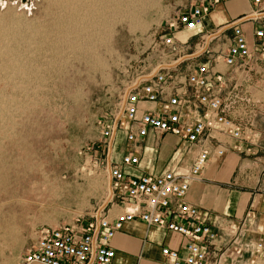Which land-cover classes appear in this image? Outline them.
Wrapping results in <instances>:
<instances>
[{
    "label": "built area",
    "instance_id": "2783aa9c",
    "mask_svg": "<svg viewBox=\"0 0 264 264\" xmlns=\"http://www.w3.org/2000/svg\"><path fill=\"white\" fill-rule=\"evenodd\" d=\"M235 0H192L151 41L136 70L124 79L117 110L100 123L106 145L124 134L127 151L109 164L107 195L73 223L34 232L17 264H113V238L140 222L178 236L180 247L159 250L165 264H227L228 255H249L264 264V238L241 246L240 227L228 241L185 198L202 171L226 155L253 154L264 114V0H241L246 9L214 26L209 14ZM152 133L176 137L200 149L188 170L136 175L140 144ZM112 145V144H111ZM110 145V146H111ZM264 175V172L263 174ZM259 192V191H258ZM231 263V262H230Z\"/></svg>",
    "mask_w": 264,
    "mask_h": 264
},
{
    "label": "rangeland",
    "instance_id": "374dc122",
    "mask_svg": "<svg viewBox=\"0 0 264 264\" xmlns=\"http://www.w3.org/2000/svg\"><path fill=\"white\" fill-rule=\"evenodd\" d=\"M191 1L0 0V264H17L37 229L73 223L106 197L100 123Z\"/></svg>",
    "mask_w": 264,
    "mask_h": 264
},
{
    "label": "crops",
    "instance_id": "0c3cea01",
    "mask_svg": "<svg viewBox=\"0 0 264 264\" xmlns=\"http://www.w3.org/2000/svg\"><path fill=\"white\" fill-rule=\"evenodd\" d=\"M236 3L246 9L241 0L219 5L209 14V23L217 26L232 19L225 11L227 5ZM256 125L259 138L253 148L254 155L232 151V143L226 140V155L204 168L200 181L190 186L185 198L186 203L199 210L218 231L221 244L227 243L231 224L240 227L243 234L240 236L241 246L252 247L258 239L264 238V114ZM102 143L97 149L104 155L107 170L110 163L119 164L122 154L127 151L124 134L119 133L113 143ZM184 149L176 137L164 135L156 140L149 133L140 144L138 166L125 168V171L136 175H158L170 169L183 172L193 164L200 146L192 145L188 152ZM161 233L165 235L164 246L158 242ZM181 241L174 234L155 227L148 228L137 221L127 224L123 232L111 241L115 251L113 264H165L159 253L160 248L180 247ZM244 257L248 258L249 255L244 252L236 257L231 252L228 261L240 264Z\"/></svg>",
    "mask_w": 264,
    "mask_h": 264
},
{
    "label": "bare ground",
    "instance_id": "6f19581e",
    "mask_svg": "<svg viewBox=\"0 0 264 264\" xmlns=\"http://www.w3.org/2000/svg\"><path fill=\"white\" fill-rule=\"evenodd\" d=\"M112 1V0H111ZM132 3H134V2H132ZM129 8H131V7H129ZM93 9V8H92ZM91 10V9H90ZM94 10V9H93ZM100 10V9H99ZM92 12V11H91ZM95 17V16H94Z\"/></svg>",
    "mask_w": 264,
    "mask_h": 264
}]
</instances>
